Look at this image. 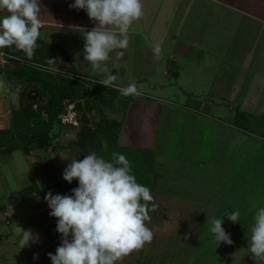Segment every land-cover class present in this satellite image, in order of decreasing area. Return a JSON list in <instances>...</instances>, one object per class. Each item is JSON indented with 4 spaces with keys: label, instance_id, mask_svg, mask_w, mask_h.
I'll return each mask as SVG.
<instances>
[{
    "label": "rangeland",
    "instance_id": "obj_1",
    "mask_svg": "<svg viewBox=\"0 0 264 264\" xmlns=\"http://www.w3.org/2000/svg\"><path fill=\"white\" fill-rule=\"evenodd\" d=\"M185 5L186 3L182 7ZM142 6V17L146 15L148 23L143 28L142 25L135 26V29L131 27L128 48L118 66L113 67L111 60L108 62L111 73L115 68L118 72L115 75L118 77L115 82L118 87H126L135 82L140 91L145 85L147 80L142 72L145 68H151L145 62L150 57L149 51H152L154 44L157 45L155 39L163 51L171 50L172 37L186 41L189 36L204 35L202 40H207L204 44L195 40V47L191 42L187 43L188 48L183 46V52L186 51L188 56L185 55L182 59L177 56L178 66L169 70V76L164 74L168 70L163 65L154 78L162 83L157 86V90L154 88L157 81H154L153 86L146 85V88H150L146 92L150 100L155 97L156 100L160 99L156 103L163 104L164 109L159 116L151 120L148 118L147 125L151 129L144 131L148 142L144 145L141 144L143 140L135 142L137 144L122 143L120 133L123 131L130 101L127 99L138 96L125 97L114 88H105L99 84L102 75L92 74L90 64L83 61L85 41L82 39V32L42 24L34 55L37 56V52L42 54L39 49L53 54L51 58L47 53V58L58 61L59 71L56 72L50 70L52 66L48 67L39 54L37 59H34V55L31 59H25L21 57L23 52L16 50L15 46L0 49V118L5 119L0 124V264H52L48 253L55 254L57 246L61 244V234L56 231L57 218L49 215L51 210L44 197L49 191L53 195H71V190L78 187V182L65 181L64 169L72 159H83L92 152L97 154L101 148L107 153L104 152L103 156L107 160L111 159L113 152L125 155L130 161L132 174L141 178V184L151 190L157 205L156 210L149 213L151 219L145 222L154 233L152 242L133 251L116 264H233L230 260L233 261L236 253L235 244H240L236 240V230L240 227L236 228V223L223 215L227 211H235V195L241 193L256 196L254 203H259V197L264 195V140L258 137L264 136V104L236 100L222 105L218 116L228 123H239L246 130L252 131L248 132L250 138L247 143L235 147L232 141L224 137L219 140V130L227 131V128H219L217 119L204 117L203 121L201 118L197 120L183 110H187V105L194 102L193 91L197 85L194 84L191 91L182 90L183 86L177 88L182 81L185 82L187 75L191 77L193 75L189 74L196 73L197 69L192 72L187 69L185 72V65L189 63V55L193 52L199 60H202L205 51L213 57L218 56L222 62H219L217 70L225 68L231 59L244 60L248 57L247 52L253 55L252 58L259 65V59L264 58V35L257 36L249 47L244 40L252 29L247 28L243 34L237 31L235 33L232 29L231 33L225 32L223 41L219 40L218 44L210 39L216 32L213 26L207 27L210 26L208 12H196L195 9L191 13L196 19L191 21L190 13L187 18L182 8L177 11L172 9L174 1L170 5L169 0H163L161 6L166 7L156 11L147 9L146 5ZM169 6L172 7L169 9ZM210 6L212 7L211 4ZM173 13L175 15L171 18ZM7 14L6 11H0V17ZM194 31L197 33H193ZM134 37L136 40L133 41ZM130 44L135 48H131ZM229 53L233 55L228 56ZM112 56L114 58V53ZM7 58L11 60L9 63L6 62ZM123 61L128 67L125 75H121ZM159 62H162L161 58ZM169 62L170 58L164 59L165 65ZM70 63L74 69L72 72ZM224 63L226 65H222ZM23 64L49 70L53 75L57 74L65 79L55 80L51 85L48 80H40L46 79L45 77L34 78L36 76L33 74L30 79L24 77L18 82L15 78L17 76H11L10 72L3 70L20 68ZM226 68L229 70L232 67ZM200 69L202 79H205L206 85L209 84L210 79L216 75L213 71V74L206 72L202 62ZM176 71L183 74L179 81L175 80L176 74L173 75ZM245 78L247 79V75ZM233 85L228 81V76H222L221 90L214 91L228 97L232 94ZM72 89L78 90L82 95L79 102L70 98ZM246 89L247 82H243L235 93L243 96ZM140 92L144 94V90ZM207 92L213 93L209 90ZM176 93H179L178 97L175 96ZM21 94H26V99L21 100ZM174 102L175 105L172 104ZM239 104L246 111L237 110ZM220 106L216 104L214 110ZM14 110L22 111V116L25 117L23 123L29 121L27 125L32 129L27 126L24 130L16 128L17 124H13L12 120ZM57 112L61 113V121L56 117ZM103 117L105 128L101 132L97 129V122ZM113 120L118 122L114 125L111 123ZM136 122L139 125L140 121ZM38 131L49 134L48 148H39L31 139V135ZM231 147H235V154L226 156ZM209 157L211 162L207 160ZM219 160L223 164L215 168L214 165ZM259 164V168L262 166L263 169L257 173ZM256 174H260L259 181L255 178ZM251 180L252 188L245 187ZM259 185H263V189ZM214 217H222V226L230 234L233 244L221 242L217 245L214 241L207 223V220ZM17 225L24 230H32L37 241L21 249L20 237L15 233ZM240 226L242 230L239 233L242 234L238 238L241 240L243 237L244 243V237L247 236L243 233L248 232L243 224ZM34 254H38V258L34 259Z\"/></svg>",
    "mask_w": 264,
    "mask_h": 264
},
{
    "label": "clouds",
    "instance_id": "obj_2",
    "mask_svg": "<svg viewBox=\"0 0 264 264\" xmlns=\"http://www.w3.org/2000/svg\"><path fill=\"white\" fill-rule=\"evenodd\" d=\"M42 7L41 0H0V11L8 13L0 17V49L15 46L31 59L38 47ZM70 8L86 11L95 22L91 30L71 27L83 33V61L90 64L92 74L102 75L99 84L125 97L141 95L135 82L118 87V77L108 66L110 60L116 67L123 59L129 28L143 16L141 0H74ZM152 51L153 58L159 60L162 46L157 44ZM46 63L52 66L51 71H59L57 60L47 58ZM63 179L78 182L71 195H53L49 191L44 197L51 210L49 215L57 218L56 231L61 234L55 254L48 253L52 264H116L152 242L154 233L145 222L157 208L155 197L147 186L137 182L125 155L113 152L107 160L92 152L83 159H72L63 171ZM223 216L237 223L240 212L227 211ZM253 221L248 250L255 261L264 262V207L255 211ZM207 223L217 245L233 244L222 226V217ZM15 233L20 237L21 249L37 241L30 229L17 225ZM36 258L38 254H34Z\"/></svg>",
    "mask_w": 264,
    "mask_h": 264
},
{
    "label": "crops",
    "instance_id": "obj_3",
    "mask_svg": "<svg viewBox=\"0 0 264 264\" xmlns=\"http://www.w3.org/2000/svg\"><path fill=\"white\" fill-rule=\"evenodd\" d=\"M142 1L143 0H141V3ZM173 1H174L175 6L172 9H175L177 11V10H181L182 8L183 11H185L187 18L190 13L191 21L193 19H196L195 17H193L194 15L192 14L195 12V9H196V12L198 11L200 12L202 10H203L202 12L204 11L208 12L210 26L207 25V27L212 28L213 26L216 32L213 37H210V39L211 40L214 39V41H217L218 44L220 42L219 40H221L222 37H224L225 32L231 33L232 29H234L235 33L237 31V32H240V34L245 33L247 28L252 29L251 33H249L248 36H246V40H244L245 44H248L249 47H251L253 40L257 39V36L264 35V0H169L170 5L173 3ZM73 3H74V0H41V4L43 7L39 15V18L42 24L47 27H56V26L60 27L61 26V27L72 28L71 26H79L80 28H83L85 30H91L95 26V22L89 19L86 11L70 8V4H73ZM184 3H186V5L185 7H182ZM210 4L212 5V7L210 6ZM142 5H146L147 9H151L154 11H156L158 8L163 9L166 7V6L165 7L161 6L163 5V0H146L144 4ZM167 5H169V3ZM180 5L181 7H179ZM171 7L169 6V9ZM48 12H53V14L48 15L49 14ZM147 13H148V10H147ZM174 15L175 14L173 13V16L171 18H173ZM147 23H148V17H146V15H144L142 19L133 21L132 25L129 28V33L131 31L132 26L135 29V26L139 25L140 27V25H142V28H143L145 27ZM226 27H227V30L225 29ZM156 33L157 32H155V34ZM193 33H197V32L194 31ZM202 37H204V35L201 37L199 36L196 37L193 35V36L187 37L186 41H180L178 40L179 38L172 37V40L170 41L171 50L163 51L162 56H161L162 62H159V63H158V60L156 61L153 58V52L149 51L150 57L146 59L147 62L145 63L149 67L151 65V68H145L144 72L141 71L142 74H144L145 76L144 79L147 80L145 85L141 88L142 91L144 90V94L141 92V95H139L138 98L131 97L127 99V100H130L128 101L129 106L127 109V115L125 117L124 125L122 126L123 131L122 132L120 131L121 132L120 134L122 135L120 139L123 141V142L121 141L123 144L135 143L139 140H143V143H141L143 145L148 143L145 140L146 134L144 132L148 130V128H150V126L148 127L147 125V123H149L148 118H150L151 120L155 118L157 115L159 116L161 113H163L164 105L160 103H156V102H159L160 100V99L156 100L157 99L156 97L150 100V96L147 95L146 93L148 92L150 88H146V85L149 84L153 86L154 81H157L155 82L156 84L154 85V88H156L155 90H157V86L162 85V83L154 78L155 76L158 75V72L163 67V65L166 66L165 69L168 70V71L165 70L164 74L166 76H169L170 75L169 70L172 67L178 66V60L176 59L177 56H181L180 59H182V57L188 56L186 51L183 52V49H182L183 46H187L188 48L189 44L187 43L191 42V45L194 43V46L193 45L192 46L195 47V40L203 42L204 44L205 41L207 40L205 38H203L202 40ZM134 40H136V37H134L133 41ZM139 41L140 39H138V42ZM241 41L243 40L241 39ZM155 42H157L158 44V41L156 39H155ZM133 46H134L133 44H130L131 48H135ZM187 48H185V50H187ZM232 55L233 54L229 53L228 56H232ZM246 56L248 57H246L244 60H232L231 59L227 65V66L232 67L229 70L228 68H226L227 66L225 68L222 67L217 70L216 67L220 64L219 62H222V59L218 58V56L213 57L208 51H205L203 52L202 60H199V59H196V54L193 52L189 55V61H188L189 63L185 65V72L187 69L190 72L194 71V69H197L196 73L192 72L193 74H189V75H193L191 77H188L187 75L185 77L186 78L185 82L182 81L180 86H178L177 88L179 89V87L183 86L182 90L191 91L193 88L192 86H194V84L197 85L196 89H194L193 91V95L195 97L193 98L194 102L189 103V105H187V110L185 109L183 110L186 111L189 114V116H192L194 117V119H197V120L201 118L203 121L204 117H208L210 119L211 118L217 119L219 121L218 122L219 128L220 127L227 128V131L225 129L224 131L219 130L220 132L218 136L219 140L221 139V137H224L228 141H232L233 144H235L234 145L235 147L236 146L239 147L242 144L247 143V140L250 138V135L248 134V132H252V131L246 130V127L242 126L239 123H234V122L228 123L221 116H218L220 115V108L222 107V105L227 104V102H236V100L237 102H260V105L264 104V60H263L264 58L259 59V65H258L255 63L254 58H252L253 56L252 54H249V52H247ZM166 58H170L171 62L165 65L164 59ZM201 62L206 72L209 71L210 73H212L213 71V73L216 75V76H213V79L212 78L210 79L209 84L207 85L205 84L206 83L204 81L205 79H202L203 75L200 69ZM222 65H226V64L224 63ZM125 66L126 65L124 64V61H123V63H121V68H123L121 75L127 74L126 72L128 71V67L127 66L125 67ZM69 67L71 68L70 71L72 72L74 69H72L71 63ZM112 70H113L112 73H114V75L118 74L116 68ZM69 74H72V73H69ZM175 74H176L175 80L177 79L179 81V78L182 77L183 74L178 71L173 73V75ZM246 75H247V79L245 78ZM222 76H228V81L234 84L232 94L228 97L224 94H217L214 91L217 89L221 90ZM243 82L245 83L247 82V89L244 91L245 95L243 96L236 95L235 93L236 90L240 87L241 83ZM208 90L213 93L208 94L207 92ZM178 95L179 93H176L175 96L178 97ZM239 97L240 99H238ZM169 102H172V101H169ZM172 104L175 105L176 103L174 102ZM216 104L221 105V106L217 107L216 110H214V107ZM240 105L241 104L238 105L239 107L237 110L241 109L242 111H246L245 108L244 109L240 108ZM182 106L183 105H181V107ZM232 110L233 109H231V111ZM213 111H215V113ZM60 114L61 113H59V115ZM137 120L140 121L139 125H137V122H136ZM1 122H5V119L0 118V124ZM113 122H118V121L113 120ZM221 122H223L222 123L223 125H221ZM258 137L261 140H264L263 135H258ZM203 138H205V136ZM219 143H221V141H219ZM223 143H225V141ZM251 145L253 144L251 143ZM235 147H231L230 148L231 151H229L225 155L227 156L229 154H235L234 152ZM207 160L211 162V157H209ZM263 161L261 162V164L263 163ZM221 163H222V160H219V162H217L216 165H214L215 168H217V166L219 168ZM261 164L258 165L257 173L262 171L263 169L262 166L259 168ZM256 175L257 176H255V178L257 179V181H259L260 178L258 176L260 174L259 175L256 174ZM252 183H253V180H251L249 185L245 187L250 186V188H252L253 186ZM260 186H262L261 189H263V185H259V187ZM238 192H240V190H238ZM255 198L256 196H250V194L246 195V194H241V193L239 195L234 196L233 202L237 203L235 211L239 210L240 212L239 223L237 222L235 224L236 228L240 227L239 230H236L237 232L236 240L240 244H237V243L235 244L236 253L233 258V261L230 260V263L233 262V264H264V262L262 261H259V260L255 261L252 258V254L248 250L249 237H250L249 235H251V227L254 223L253 221L254 213L258 208L264 207V195H261V197H259L260 199L259 203L258 202L254 203ZM244 220L245 221L249 220V222L245 223ZM242 224L244 228H247L246 231L248 232L247 234L243 233L244 235L247 236L246 238L244 237V243H243V237L241 238V240L238 238L240 236L239 234H242V233H239L242 230L240 226Z\"/></svg>",
    "mask_w": 264,
    "mask_h": 264
},
{
    "label": "trees",
    "instance_id": "obj_4",
    "mask_svg": "<svg viewBox=\"0 0 264 264\" xmlns=\"http://www.w3.org/2000/svg\"><path fill=\"white\" fill-rule=\"evenodd\" d=\"M39 51H41L42 54L37 52V56L39 54V56H41V58L43 59L42 61L46 62L47 61V53L48 52L45 49H39ZM37 56H35L34 59H37ZM53 56H54L53 54L48 53V57L52 58ZM21 57H23L25 59H28L24 55V53H22ZM9 61H11V60L9 58H7L6 62L9 63ZM33 63H36V62H33ZM46 66H47V64H46ZM48 67H50V66L48 65ZM0 69H2V67H0ZM3 70L5 72H7V73L10 72L11 76H14V77L17 76L15 78L18 80V82H20L21 79L24 78V77L30 79L33 76V74L36 76L34 78H37V77H40V76L41 77H45L46 79H40V80L41 81L48 80L49 84H51V85H52V83L55 80L65 79V78H62L61 76H58L57 74L53 75L54 73H52L49 70H46V69H43V68H38V67H35V66L31 65V64L30 65L29 64H23L22 66H20V68L17 67V68H15L13 70L12 69H7V68H4ZM28 73H32V75H28ZM26 75H28V76H26ZM101 89H103V88L101 87ZM80 96H82L80 94V92L78 90L74 89L72 91L71 95H70V98H72V101H76V99H77V101L79 102V99L81 98ZM24 99H26V94H21V100H24ZM56 117H58V119L60 118L59 112H57V116ZM24 118L25 117L22 116V111L21 110H14L13 111L12 120H13V124H17L16 128L18 127V128H21V130H24L26 128V126H27V128L29 127V129H32V127L27 125V123H29V121L26 120L27 121L26 124L23 123ZM59 121H61V119H59ZM103 121H104V117H103L102 120L97 122V129L99 131H101V132H103L104 128H105L104 125H103ZM107 123H109V121H107ZM111 123L114 124L115 122H111ZM48 135L49 134L47 132L44 133V132L38 131L37 134H35V135L32 134L31 135V139L34 141V144L38 145L39 148H48L49 145H50V140L48 139ZM101 146H103V144ZM104 152H105V150L101 148V150L99 152H97V154H99V156H104L105 153H106V152L105 153ZM136 180H137L138 183L141 184V182H140L141 178L136 176ZM142 203H143V201H142Z\"/></svg>",
    "mask_w": 264,
    "mask_h": 264
},
{
    "label": "built area",
    "instance_id": "obj_5",
    "mask_svg": "<svg viewBox=\"0 0 264 264\" xmlns=\"http://www.w3.org/2000/svg\"><path fill=\"white\" fill-rule=\"evenodd\" d=\"M64 115V114H63Z\"/></svg>",
    "mask_w": 264,
    "mask_h": 264
}]
</instances>
